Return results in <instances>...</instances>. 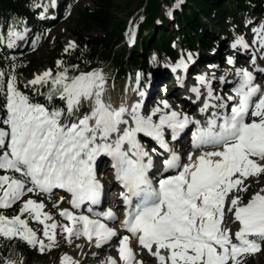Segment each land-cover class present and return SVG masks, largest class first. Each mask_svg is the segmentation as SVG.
Instances as JSON below:
<instances>
[{
    "label": "snow or ice",
    "instance_id": "snow-or-ice-1",
    "mask_svg": "<svg viewBox=\"0 0 264 264\" xmlns=\"http://www.w3.org/2000/svg\"><path fill=\"white\" fill-rule=\"evenodd\" d=\"M260 32L264 33V27ZM258 38L264 45V35L258 33ZM236 43L247 47L243 39ZM177 67L187 66L181 62ZM3 75L0 72V77ZM237 75L240 82L233 90L235 95L228 97L231 105L226 101L210 103L218 98L213 96L209 86V101L201 111L213 107L223 112H214L206 126L186 114L181 117L175 111L161 115L158 123L153 122L152 115L161 109L144 116L140 114L139 104L131 108L132 124L129 125L124 119L129 112L127 107L121 105L113 109L102 100L104 80L100 72L69 76L65 69L53 76L51 70H46L30 83L50 81L53 91L48 99L58 93L69 116L83 99L94 97L88 114L74 122L62 123L63 109L50 110L45 105L32 103L17 89L15 76H11L5 93L7 116L0 120V125L6 126H0V173H3L0 174V237L19 238L34 247L39 244L44 251L43 240L37 239L28 219L22 218L27 213L29 218L43 224V235L50 241L48 247L53 246L58 225L47 223L52 217L43 211V202L31 198L23 200V197L37 191L63 188L73 193V207L78 208L85 201L97 203L100 185L95 178L94 165L96 158L103 154L112 158L117 179L126 189L121 194L129 207L124 227L159 264H240L239 256L260 249L257 240L250 237L264 240V188L247 203H241L239 196H232L228 211L240 225L234 233L235 242L231 231L222 227L224 205L234 190L247 191L245 179L264 174V164L260 163L264 161V91L253 84V75L246 69L237 70ZM198 79L205 81L203 76ZM192 91L199 95L198 88ZM162 103L165 108L169 107L166 101ZM190 123L197 125L192 133L193 148L216 150L201 152L199 156L189 153L188 163L183 164L173 153L163 161V167L165 172L174 170L176 174L162 176L158 186H153L147 177L152 162L149 158L148 163H144L148 153L137 134L154 138L167 150L165 126L172 130L175 139L177 131ZM122 125H125L123 129ZM113 133L117 134L115 140L111 139ZM133 198L138 200L135 205ZM20 201L23 202L19 214L11 217L4 214L2 210ZM60 215L72 224L62 226L69 238L73 235H83L89 240L95 237L99 247L116 235L99 219L76 216L67 209ZM96 215L114 218L111 210ZM161 250L168 255H162ZM118 251L124 264H142L135 261L129 236L120 239ZM3 264H16V261L4 260ZM62 264L77 262L65 256ZM109 264L117 262L110 257Z\"/></svg>",
    "mask_w": 264,
    "mask_h": 264
},
{
    "label": "trees",
    "instance_id": "trees-1",
    "mask_svg": "<svg viewBox=\"0 0 264 264\" xmlns=\"http://www.w3.org/2000/svg\"><path fill=\"white\" fill-rule=\"evenodd\" d=\"M44 1L0 0V72L4 74L0 77V120L7 116L5 93L7 82L13 75L17 89L31 102L45 105L50 110L57 108L66 112L65 103L58 93L53 94L51 100L48 99L53 91L50 81L35 84L31 88L23 86L22 80L30 77L36 69L35 59L26 57V49L7 45L15 31L21 33L30 29L34 37L44 35L46 23L40 17L39 7ZM78 1L62 0L58 7L59 17H67ZM134 1L127 0V6H131ZM173 1H176L174 6L179 4L177 0ZM166 2L170 0H138L136 8L130 12L133 14L138 11L133 19L136 39L126 60L122 57L125 51L118 55L113 48L114 44L121 42L126 29V22L118 14L121 9L119 1L91 0L90 5L78 8L73 28L76 46L66 51L60 39L51 42V50L62 62L54 66L53 76L65 69L69 76L102 69L107 79L119 80L125 75L135 78L139 73L142 82L146 83L153 72L149 63L151 55L156 54L161 60H177L178 53L172 45L173 41H178L185 51H201L202 62L206 61L204 55L212 54L209 65L219 69L227 64V55L235 58L233 53L226 52L231 41L244 40L248 28L264 27V0H180L181 9L172 8L175 14L172 20L164 10ZM168 26H172L173 32L168 30ZM156 70L160 72L159 75L167 71L165 67ZM262 188L264 186L258 192ZM20 206L21 203L17 202L13 210L2 211L5 215L13 216ZM250 239H256L260 244L258 251L246 254V258L252 262L255 256H264V240L256 237ZM23 257L30 261L35 259L26 241L0 237V264L4 260L20 264Z\"/></svg>",
    "mask_w": 264,
    "mask_h": 264
},
{
    "label": "rangeland",
    "instance_id": "rangeland-1",
    "mask_svg": "<svg viewBox=\"0 0 264 264\" xmlns=\"http://www.w3.org/2000/svg\"><path fill=\"white\" fill-rule=\"evenodd\" d=\"M51 0H46L42 3H40V17L41 19L46 23V26L44 28V35L34 37L32 35L31 30H26V35H24V38H19V35H12V37L7 42V45L10 47L15 48H23L27 50L26 57L35 59V67L36 69L32 72L30 77H25L22 80V84L26 88H31L35 84H31L30 81H32L38 74L41 72H45L46 70H53L54 66H57V62L60 61V58L57 57V55L51 50V42H54L56 40H61L63 43V46L65 49H72L76 46V34L73 31L74 28V19L77 16V9L81 8L85 5H90L91 0H79L73 7V9L70 11V13L65 17L64 19H61L59 17L58 7L62 0H58L56 3H49ZM121 9L119 10V15L122 17V19L126 22L125 27V33L124 36L119 44H114L113 48L116 51L118 55L123 54L125 51V54L122 55L123 59H127L129 55V50L132 45V36H133V29H134V17L136 16L138 11H134L133 14H130L135 8L138 3V0H135L131 6H127V0H118ZM179 4L174 6V3L176 1L166 2L164 4V10L167 12V14H171L172 8L177 7L178 10L181 9V2L180 0H177ZM53 2V1H52ZM55 2V1H54ZM58 14V15H57ZM53 16V17H52ZM175 17V14L172 16ZM51 18V19H50ZM175 19V18H174ZM241 24V22H240ZM170 32H173L172 26L167 27ZM254 29L248 28L246 30V37L243 40L245 44H247V47H245L242 44H232L228 46V49L226 52H238L241 57H245L246 61H251L253 58V53H257L259 62L263 64V53H264V45L261 44L260 39L258 38V33L260 35H264V33H261V29H255L256 32L253 31ZM32 36V38H31ZM31 39V40H30ZM70 44H74L73 47H69ZM235 45V46H233ZM255 51V52H254ZM202 52H191L190 56L197 61L195 62L194 69L199 71L201 74L199 77L203 76L205 78L204 82H201L198 78L197 81L200 86L205 87H211V91L214 97L218 99H214L215 104H219L222 102H231L228 101L229 96H233L234 89L231 88L232 81L233 83L239 84L240 77L237 75V68H234L229 63V60H227V64L224 66H221L219 69H213L211 65H209L211 60L212 54L204 55V59H206L203 67H199L200 65V56ZM202 59V57H201ZM149 63L153 67V72L149 75V80L147 81V85L150 84V81L152 78L156 77L155 79L159 80V85L155 88V93L149 98L148 100V106L150 107V110H148V115H151L153 113L154 109H161V111L156 112L155 115H152L153 117L161 116L165 113H171L173 111L186 114L188 110L185 108V103H182V101H178L175 99H178L176 95V91L174 90V84L175 80L170 77L169 73H166L165 75H159L160 72H158L156 69L159 67H166L167 59H160L156 54H153L149 58ZM89 72H100L103 76L104 84H103V93L102 95L104 97V103L107 105H110L113 109L119 108L123 101L127 97V93L135 95H139L142 91L141 85H138V77H136L134 80H130V83L128 84V75H125L124 78H121L119 80L116 79H107L106 76L103 73L102 69H93ZM88 72V73H89ZM158 73V74H157ZM163 76V77H161ZM167 76V77H166ZM191 75H187V79L190 82ZM171 80V81H169ZM188 82V83H189ZM145 88L147 86L145 85ZM129 89V90H128ZM140 89V90H139ZM149 89V88H147ZM153 89V88H152ZM128 90V91H127ZM139 90V92H138ZM127 91V93H126ZM209 91V89H208ZM138 93V94H137ZM151 93V92H150ZM208 94V93H207ZM205 95L202 96V99H204ZM192 99H195L194 95H192ZM163 101H166L169 105L168 108L164 107ZM37 103V102H32ZM39 104V103H38ZM94 104V97L92 99H83L81 101L80 107L71 115L69 116L66 112L64 113V116L62 118V123H71L77 120L79 117L88 114ZM153 104V108H151V105ZM128 108V104L125 106ZM66 108V105H65ZM125 114L124 119L127 120ZM183 116V115H182ZM181 116V117H182ZM94 123V122H93ZM261 164H264V161H260ZM263 176H251L245 179L244 183L248 186L247 191H237L234 190L232 193L229 194L224 209L228 214V226L226 229H229L231 233L233 234L234 239V233L237 232L240 228L239 223L234 219L233 213L228 211V208L230 206V201L232 196H239L241 198V203H247L251 197L259 191L260 187L264 186V174ZM33 199L38 200L39 202H43L44 207L47 210V213L51 215L52 220L47 221L53 222L55 221L58 227L55 230V242L53 246L48 247L50 241L47 237L43 235V224L31 219L28 217V214H24L23 217L28 219L30 226L34 228V230L37 233V239L43 240L45 249L44 251L40 250L39 244H37L35 247L31 246V249L33 251V254H35V259L33 261H30L27 259V257H23L20 261V264H62V258L67 256L71 257L72 260L76 261V258L80 259V246L83 243L80 239L77 237L74 240H69L68 234L64 231H62V226H64V218L60 215V212L64 210L65 208V202L67 199H64L60 194H38V193H29L25 197H23V200L27 199ZM23 201H20L22 203ZM17 204V203H16ZM15 204V205H16ZM13 205L9 210H13ZM228 206V208H227ZM19 214V211L17 212ZM9 216V215H7ZM11 217V216H9ZM235 242V239H234ZM112 244L104 250L101 251L100 259L96 258V255L91 253H96L97 250L90 248L92 245L91 243L86 244L85 250L91 255H88V257L91 260L90 262H85V259H83L84 264H93L98 263L102 261V264H105L106 260H109L111 256H115L114 249L115 245ZM79 248V249H76ZM76 249V250H75ZM113 249V251H112ZM75 250V251H74ZM112 251L113 253L106 254L107 252ZM93 255V256H92ZM109 256V257H108ZM88 258V259H89ZM112 258V257H111ZM97 259V260H96ZM240 260V264H264V256L257 255L254 257L253 261H249L248 258H246V254H242L238 257ZM80 260L78 261V263ZM148 261H146L147 263ZM250 262V263H249ZM149 264H153V260H150L148 262Z\"/></svg>",
    "mask_w": 264,
    "mask_h": 264
},
{
    "label": "bare ground",
    "instance_id": "bare-ground-1",
    "mask_svg": "<svg viewBox=\"0 0 264 264\" xmlns=\"http://www.w3.org/2000/svg\"><path fill=\"white\" fill-rule=\"evenodd\" d=\"M53 1V2H52ZM55 1V2H54ZM58 0H51V1H49V3H56ZM51 19V18H50ZM24 35H26V31H24V32H22V33H19V38H21V39H23L24 38ZM161 71V70H160ZM43 72H41L40 74H42ZM154 73V72H153ZM39 75V74H38ZM161 77H163V76H161ZM167 77V76H166ZM169 81H171V80H169ZM177 83V81L175 82V84H174V90L177 92L176 93V95H177V97H178V100L181 102L182 101V103H185L187 106H188V108H192V106L195 104V100H193L192 99V95H193V93H192V91L190 90V87H189V85L186 83V81H182L180 84H176ZM159 85V80L157 79H152V81H151V90H148V94H150V96H152L154 93H155V88H156V86H158ZM231 85H234V83H233V81H232V83H231ZM153 88V89H152ZM129 90V89H128ZM127 90V91H128ZM127 91H126V93H127ZM130 93H127L126 95H127V97H126V99L123 101V106H126L127 104L129 105V106H133V105H135V104H137L138 103V100L135 98V99H133V94L131 95V91H129ZM151 92V93H150ZM104 94V93H103ZM104 97L105 96H103L102 95V100L104 101ZM186 109H187V107H185ZM123 129V128H122ZM115 135H117L116 133H115ZM127 151V150H126ZM103 185H107V183L106 182H104V184ZM107 189L108 190H110V186H108L107 185ZM122 193V192H121ZM36 202H38L39 203V201L38 200H35ZM66 204L64 205L65 206V208L64 209H67V210H69L70 211V208H69V201L68 200H66V201H64ZM227 208H228V206H227ZM43 211L44 212H46L47 213V210H46V208L44 207V209H43ZM225 212H227V209H226V211ZM226 217H228V214H226ZM22 218L23 219H26V218H24L23 216H22ZM53 222H55V221H53ZM53 222H49L48 224H51V223H53ZM56 223V222H55ZM28 224H29V227L30 228H32V226H30V223H29V221H28ZM228 226V223H227V225H226V227ZM33 229V231H35L34 230V228H32ZM36 232V231H35ZM36 235H37V233H36ZM130 239V238H129ZM94 243H95V241H93V242H91V247L90 248H92V249H95V250H97V252L96 253H91V254H94V255H96V258L97 259H100V256L98 257V255H101L102 253H101V250H99L95 245H94ZM111 245V243L109 244V245H107V246H105V248L106 247H108V246H110ZM129 245H130V247L133 249V252H134V254H135V246L133 245V241L132 240H129ZM82 247V248H81ZM85 247H86V243H84V244H82L81 246H80V248H81V250H80V253H82L81 255H80V259L79 258H76V261H74V260H72V261H74V262H77V264H84L83 263V259H85V262H90V261H95V260H91L89 257H88V255H90L88 252H87V250H85ZM76 249H79V248H76ZM75 249V250H76ZM74 250V251H75ZM113 251V250H112ZM112 251H109V252H107L106 254H111L112 253ZM91 256V255H90ZM93 256V255H92ZM109 257V256H108ZM120 257V256H119ZM89 258V259H88ZM138 259L136 260V261H150V260H153V262L155 261L154 259V256L152 255V254H145V255H143V256H138L137 257ZM96 259V260H97ZM113 259H115L116 260V262H117V264H119V259L118 258H113ZM141 259V260H140ZM80 260V262L78 263V261ZM147 262V263H148ZM109 263V260H106L105 261V264H108ZM93 264H102V261H100V262H98V263H93Z\"/></svg>",
    "mask_w": 264,
    "mask_h": 264
}]
</instances>
